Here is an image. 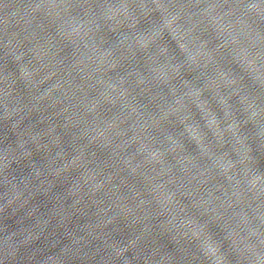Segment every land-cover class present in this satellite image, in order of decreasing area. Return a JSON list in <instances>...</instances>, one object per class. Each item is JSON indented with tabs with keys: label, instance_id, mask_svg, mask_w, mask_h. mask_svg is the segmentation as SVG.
Returning <instances> with one entry per match:
<instances>
[{
	"label": "snow or ice",
	"instance_id": "6c2138e0",
	"mask_svg": "<svg viewBox=\"0 0 264 264\" xmlns=\"http://www.w3.org/2000/svg\"><path fill=\"white\" fill-rule=\"evenodd\" d=\"M253 3H255V2H253ZM193 138H195V137L193 136Z\"/></svg>",
	"mask_w": 264,
	"mask_h": 264
}]
</instances>
